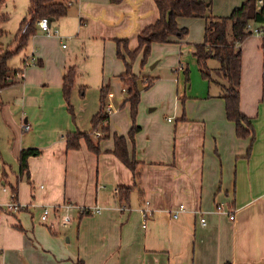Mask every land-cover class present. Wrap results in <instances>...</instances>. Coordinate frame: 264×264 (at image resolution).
I'll return each instance as SVG.
<instances>
[{
	"label": "crops",
	"instance_id": "crops-1",
	"mask_svg": "<svg viewBox=\"0 0 264 264\" xmlns=\"http://www.w3.org/2000/svg\"><path fill=\"white\" fill-rule=\"evenodd\" d=\"M71 1L67 14L51 22L56 33L46 34L38 27L26 46L22 66L17 67L22 72L14 74L13 84L0 89V264H264L261 43L252 48L251 34L238 44L240 108L251 118V135L239 137L236 123L228 119L221 96L223 81H209L200 72L194 52L195 45L204 41L205 19L180 16L178 25L187 34L151 45L150 62L156 61L150 69L165 54L166 66L174 75L155 74L151 86L141 91L140 130L134 140L128 136L130 103L108 85L107 105L113 109L109 129L93 134L100 152L90 150L84 139L79 148L68 149L67 132L91 129L100 91L91 101L73 91V116L62 92L66 71L72 66L77 70L80 55L85 62L94 53L104 64L98 73L104 82L101 86L111 81L124 91L120 75L125 65L116 56L115 39H127L134 50L139 32L159 17L154 0ZM243 1L211 0L212 12L228 16ZM6 2L1 10L9 18L1 27L6 33L17 32L28 15L29 0H11L9 6ZM65 39L68 44L63 47ZM1 42L9 46L2 38ZM250 50L255 51L254 61L246 64L245 53ZM208 65L215 69L219 62L209 59ZM135 73L143 80L148 75ZM170 80L177 84L176 95L165 94ZM151 91H156V100L145 97ZM168 96L171 103L166 105ZM159 101L165 102L162 108ZM150 105L155 107L149 109ZM24 123L29 124L28 130L23 129ZM114 133L127 137L130 154L141 163L140 181L129 202L120 203L115 197L118 187L134 184V177L112 152ZM30 147L41 153L29 157V176L20 175V152ZM16 183L22 208L2 210L11 201V186ZM66 202L98 206L101 212L63 208L71 220L65 221V227L56 226V207ZM181 204L184 209L179 210ZM45 207L52 213L43 221ZM144 208L150 216L144 215ZM198 213L205 216V225Z\"/></svg>",
	"mask_w": 264,
	"mask_h": 264
},
{
	"label": "trees",
	"instance_id": "trees-1",
	"mask_svg": "<svg viewBox=\"0 0 264 264\" xmlns=\"http://www.w3.org/2000/svg\"><path fill=\"white\" fill-rule=\"evenodd\" d=\"M6 0H0V89H3L15 82L14 74L22 72V69L11 68L8 64L9 59L19 53L29 43L30 39L38 31V20L42 17L57 19L67 14L69 0H29L28 15L25 16L14 41L16 46H3L1 38L6 34L1 24L5 22L9 15L1 10V5ZM116 1V0H114ZM159 10L158 19L143 28L138 34V47L131 50L127 39L117 38V56L125 64V71L120 75L124 89H126V101L130 103L132 126L128 136L134 140L135 134L140 130L137 123V114L141 99V91L148 88L153 83V78L142 81L143 88H139L138 79L140 78L133 71V61L142 51V65H144L151 53L153 42H168L172 36L179 38L187 34L186 28L178 25V17H201L205 19L204 41L195 45L194 55L197 58L198 66L202 76L209 81L213 80V71L223 80L220 82L221 96L225 100V108L228 119L234 121L239 137H247L253 133L251 118L242 112L241 101V67L242 51L239 43L243 42L252 33L246 30L249 22H253L264 28V0H244L241 5L235 7L228 16L214 15L212 12L211 0H154ZM261 48L264 57V36L261 38ZM209 59H216L219 66L212 69L208 65ZM26 64V62L24 61ZM77 70L75 66L70 67L63 76L62 92L67 109L74 116V107L71 102V92L75 85ZM188 80V75L186 76ZM85 85L80 88L81 95L85 94ZM108 85L100 88V107L92 116V127L90 130L69 131L65 135L68 149H77L81 146L84 139L88 148L96 153L100 152V146L94 140L93 134L96 128L108 132L109 113L107 111ZM114 149L112 152L132 171L134 184L129 187H118L115 192L117 201L129 202L134 188L138 187L140 181V161L135 154L131 155L128 149V140L125 135L113 134ZM41 149L37 147L24 148L19 155L20 175L29 176L28 159L30 156L39 155ZM12 196L17 199L18 183L11 186ZM224 264H231L226 262Z\"/></svg>",
	"mask_w": 264,
	"mask_h": 264
},
{
	"label": "rangeland",
	"instance_id": "rangeland-1",
	"mask_svg": "<svg viewBox=\"0 0 264 264\" xmlns=\"http://www.w3.org/2000/svg\"><path fill=\"white\" fill-rule=\"evenodd\" d=\"M11 0H8V3L7 5H11L12 3L10 2ZM16 5H17V2H15ZM14 4V3H13ZM3 5V4H2ZM1 5V6H2ZM8 5V6H9ZM3 11V10H2ZM16 31H11V32H7L3 37L2 39L4 41H6V45L8 44L9 46H13V48L15 47L14 44L15 41H13L12 43V39L14 37V34H15ZM249 43L250 45L252 46V48H254L255 44L256 43H261V37L260 36H257L256 34H252L250 36V40H249ZM64 44L67 45L68 44V40H64ZM27 52V47L25 49H23L22 51H20L19 53H16L15 55H13L9 60V65L12 66V67H21L22 66V56L23 54ZM115 52H116V56H117V44H116V49H115ZM79 54V53H78ZM257 54V52H256ZM165 54L164 55H160L158 58L161 59V63L155 67L154 69H150L151 65L156 61H151V57H152V54L150 53L146 63L144 65H142V58H143V52L141 51L137 57L135 58V60L133 61V71L134 72H137V73H144V74H150V76H146V78H144V80H148L152 77L155 76V74L157 75H160V76H169V77H172L174 74L172 72V70L170 69V66H166V63H165ZM254 56H255V51H251L250 52H246L245 53V63L246 64H251L253 63L254 61ZM118 59L122 60L120 57L117 56ZM77 61V75H76V81H75V85L72 89V92H71V102L72 104L74 105V102L72 100V94H73V91H76L77 95H79L80 99H87L89 101L93 100V98H96L99 96L98 92L100 91V88H101V84H102V76H100V74H98L99 72L101 73L102 72V69H104V64L102 63L101 60H99V58H97L96 56L94 57V53H91L90 55H88L87 59L85 57V62L82 61V55H80V57H78V59L76 60ZM250 62V63H249ZM84 64V65H83ZM123 65L124 64V61H123ZM154 75V76H153ZM211 75L213 76V79H219L220 80V77L216 74V73H211ZM148 78V79H147ZM142 79V77H141ZM170 79V78H169ZM142 79V81H144ZM221 81H223L221 79ZM108 82V81H107ZM104 83V82H103ZM110 84L107 83V85H109L111 87V89L114 90V92H116V95L118 94L119 92V95L120 97H127V92L125 91H122L120 86L117 84V86L115 85L114 82H109ZM171 84V86H169L168 84ZM82 85H85L86 89H85V94L82 96L81 95V92H80V88ZM106 85V84H105ZM109 88V87H108ZM167 88V89H166ZM165 88V94H170L171 91H173V95H176V90H177V84L168 81L167 83V87ZM144 92V90H143ZM163 92V91H162ZM119 95L116 97V100L118 102V97ZM142 97L141 96V99H140V102L142 100ZM145 97L147 98V100H150V101H153V100H156L157 99V93L156 91H151L147 94H145ZM171 98H169L168 96V101H166V105H169L171 103ZM181 104L182 101L180 102ZM89 105V103H88ZM140 105V104H139ZM165 105V102L163 101V104L159 101V108L163 107ZM75 107V106H74ZM125 107H128L127 105L124 106ZM155 107V105H150L149 106V109L150 108H153ZM139 111V109H138ZM96 130H98L100 133H105L101 128H100V125L96 128ZM100 137V136H99ZM51 210V209H50ZM64 210V209H63ZM52 213V212H51ZM50 213V214H51ZM57 215H56V218L55 220L56 221V226L60 225V227H65L66 226V222L64 220V212L61 210V211H56ZM51 216V215H50ZM49 221L51 220V217H49ZM49 223V222H48ZM48 226H51L50 224H47ZM69 225V224H68Z\"/></svg>",
	"mask_w": 264,
	"mask_h": 264
},
{
	"label": "built area",
	"instance_id": "built-area-1",
	"mask_svg": "<svg viewBox=\"0 0 264 264\" xmlns=\"http://www.w3.org/2000/svg\"><path fill=\"white\" fill-rule=\"evenodd\" d=\"M260 2L262 3V0H260ZM71 3H72V1L70 0L69 1V4H71ZM37 24H38L39 29L41 31H43L44 33H46V34H51L52 32L53 33L54 32L55 33L57 32V31H53L52 30L51 23L49 22V17H47V16L40 18L38 20V23ZM246 30L249 31V32H251L252 34H256V35H258L260 37H263L264 36V28L261 27L260 25H257L255 23H253V22H249L247 24ZM65 46L66 45L63 44V47H65ZM180 68H182V66H180ZM124 91L126 92V89H124ZM107 111H108L109 114L112 113L113 109L111 108L110 105H107ZM23 129L24 130H28L29 129V124L28 123H24L23 124ZM96 133L98 135H100V132L98 130H96ZM4 189H5V187H4ZM146 203H148V202L146 201ZM21 208H22L21 203L18 201V199L13 198V196H12L11 201L9 203H7L5 205V207H2V210L17 212ZM63 208H65L67 210H70L72 208H78L81 213L101 212V208L98 207V206L92 207V208H86V207H79V206H77V205H75L73 203H70V202H66V203H63L60 206H57L56 207V211H60ZM181 209H184V205L183 204H181L180 207H179V210H181ZM178 212L179 211L176 210L175 213H174V216H177L178 215ZM49 213H50V209L48 207H45L43 209V212H42V215H41V219L43 221H46L47 218H48ZM143 213H144L145 216H150L151 215V211L148 208H144ZM198 217H199V221H200V223L202 225H205L207 223L206 218H205L204 215H202L201 213H198ZM234 217H235L234 214H231L230 215V218L231 219H233ZM64 220L65 221H70L71 220V217L69 215H65Z\"/></svg>",
	"mask_w": 264,
	"mask_h": 264
},
{
	"label": "water",
	"instance_id": "water-1",
	"mask_svg": "<svg viewBox=\"0 0 264 264\" xmlns=\"http://www.w3.org/2000/svg\"><path fill=\"white\" fill-rule=\"evenodd\" d=\"M54 19L53 18H49V22L51 23ZM138 83H139V88L142 89L143 88V85H142V79L139 78L138 79Z\"/></svg>",
	"mask_w": 264,
	"mask_h": 264
}]
</instances>
